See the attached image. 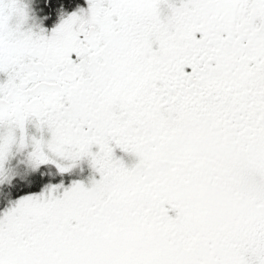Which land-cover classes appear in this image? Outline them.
I'll return each instance as SVG.
<instances>
[{
	"label": "snow or ice",
	"instance_id": "6c2138e0",
	"mask_svg": "<svg viewBox=\"0 0 264 264\" xmlns=\"http://www.w3.org/2000/svg\"><path fill=\"white\" fill-rule=\"evenodd\" d=\"M0 264H264V0H0Z\"/></svg>",
	"mask_w": 264,
	"mask_h": 264
}]
</instances>
